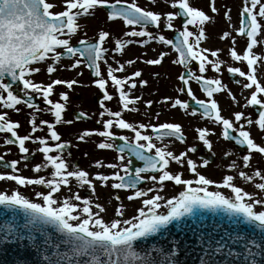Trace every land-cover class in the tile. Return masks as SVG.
<instances>
[{"label":"snow or ice","instance_id":"snow-or-ice-1","mask_svg":"<svg viewBox=\"0 0 264 264\" xmlns=\"http://www.w3.org/2000/svg\"><path fill=\"white\" fill-rule=\"evenodd\" d=\"M151 2L155 3L156 0ZM167 2L173 11L161 13L140 7L136 0H0V133L10 134L3 140V144L14 145L20 154L19 160L11 161H6L4 156L0 155V167L5 170L0 172V181L14 182L16 186H10L7 192L0 191V206L4 209L0 211V217H4L0 222V264H28V247L50 252L51 255L43 257L46 264H177L171 254L163 255L161 260L152 255V251L163 254L161 249L149 251L137 242L169 232V225L173 222L183 231L182 218L202 219L199 215L202 211L226 214L229 222L236 228L243 224L248 226L251 232L232 235L225 231L219 239L213 234L199 238L202 243L207 244L204 249L206 257L201 258V264H258L257 257H264V170L257 168L249 175L241 170L234 159L228 165L232 174L224 175L222 180L217 182L201 174L197 163L189 157V153L197 152L196 144L187 146L179 154L168 150L167 145L157 146L153 142L154 139L163 142L165 138H174L175 141L186 144V137L179 123L134 124L123 118V112L137 111L135 104L140 97H132L130 93L137 84L143 87L147 81L137 79L142 76L140 69L123 76L115 73H125L126 66H131L136 61L129 59L121 63L113 57L116 67L108 64L105 76L99 62L107 63L106 53L109 49L103 45L110 36L109 32L99 31L95 42L80 39L77 45L71 43L80 28L78 20L94 15L98 8H104L107 10L108 21L119 19L123 22L126 29L124 37L140 38H117L112 49L115 53H122L126 45L132 43L143 47L154 41L171 46L178 54L173 63L182 65L185 69L177 77L181 82L177 91L186 93L196 105L189 114L195 116L199 112L202 119L206 118L220 128L218 139L234 141L235 145L240 146L243 154L239 155V159L243 168L249 169L253 154L264 158V143H257L250 129V126L255 125L264 133V84L257 75L260 66L258 62L264 61V56H258L253 51L258 44H264V39L259 38L264 34V24L261 23V20H264V0H243L239 27L235 31L237 35L247 38L246 48L242 55L238 54L234 47L229 52L232 61L246 63L247 71L236 66L227 67V72L232 77L243 78L235 80L241 84L242 94L244 90L249 93L240 107L258 106L256 118H250V114L246 115L244 111H236L230 117H225L221 114L217 100L213 98L215 93L227 92L233 102L238 103L219 76H205L209 67L214 73H219L224 63L218 58L219 50L210 51L200 47V42L205 39L204 25L210 20L209 15L194 7L190 0ZM209 6L213 13L217 12L215 0H210ZM56 7H61L62 10L53 11ZM224 16L230 19L228 11ZM178 18H182L181 29H176L174 23ZM189 26H194L197 31L189 30ZM162 28L175 31V39L166 38L161 32ZM230 35L225 31L220 39ZM232 40L234 45L235 37H232ZM209 54L216 59L210 60ZM165 55L166 53L161 51L155 58L145 59L143 63L159 65ZM73 57L76 59L66 67L72 70L83 64L89 68L91 74L96 77L93 84L103 93L99 102V116L102 119L97 120L102 129L83 130L76 139L83 142L97 136L102 138L96 143L98 149L116 151V160L120 163L96 160L91 165L96 169H113L111 174L99 171L92 174L76 165L70 166L63 155L65 150L71 147V142L62 139L61 134L56 131V125L72 123L71 120L63 119L69 95L67 91H61L57 100L54 101L51 97L56 86L72 90L79 81L51 79V76L58 67H63L60 64L63 58ZM49 60L51 63H48ZM192 62L198 64L199 75H195L191 70ZM41 63L46 64V72L50 78V82L46 84L32 79L34 74L41 71L35 65ZM190 80L199 84L207 97L206 100L196 97L189 86ZM109 82L119 97V110L113 111L105 106V101L114 98L107 91ZM34 97L42 98L46 106L44 110L51 115L53 122L43 119L39 123L36 122L35 113L41 109L34 102ZM163 102L186 113L190 107L187 100L179 98L164 97ZM152 103L151 100L145 102L146 106ZM18 105L33 110L32 118L28 120L31 130L25 135L18 134L19 122L12 121L7 111L19 112L21 109ZM130 105L133 107H129ZM159 115L156 113L155 117L158 118ZM105 116L108 118L103 119ZM76 118L88 119V116L81 111ZM44 127L47 129L46 135H33L37 131H43ZM114 129L126 130L130 135L119 134ZM146 129H151V132L147 133ZM195 132V140L211 151L213 145L209 136L214 134L212 129L197 127ZM117 140L122 143H115ZM29 141L37 144L36 151L42 154L41 162L32 166L31 170L36 174L34 177L23 176L18 167L23 161L24 167L27 168L34 154L26 146ZM230 155L233 153L224 152L225 157ZM130 157L141 161L143 166L133 168V160ZM172 162L181 168L186 166V170L192 173L195 179L183 178L180 171H169ZM208 163L205 159L199 167H206ZM44 170H49L47 175H40ZM237 175L247 182L258 178L259 182L254 184V188L259 192L249 193L237 186L234 183ZM109 181L112 189H131L127 196L129 201L142 198L141 207L131 219L124 218V206L121 202L115 208L114 215L118 218L106 222L101 215L106 212V208L99 203H93L89 197H81L75 191V188L86 187L94 195L96 183L107 187ZM143 181H150L152 185L161 187L164 182L170 181L183 186V190L168 199L159 194L149 196V192H158L159 189L138 188ZM210 185H214L217 190L209 191ZM25 186H42L46 191L34 193L42 203L29 199L19 191L20 187ZM63 189L68 190V195L61 197ZM219 189H229L230 194L225 195ZM115 199L121 200L119 195H116ZM5 212H10L11 215L5 216ZM49 229L54 231L50 233ZM35 233H39V236L34 235ZM25 240L28 247L21 252L19 245ZM13 243L17 245V251L9 258L7 253ZM233 245H238L240 251H233ZM178 247L179 244H176L171 253ZM217 256L220 257L219 262ZM241 256L243 261L238 259ZM259 264H264V260L259 261Z\"/></svg>","mask_w":264,"mask_h":264},{"label":"rangeland","instance_id":"rangeland-1","mask_svg":"<svg viewBox=\"0 0 264 264\" xmlns=\"http://www.w3.org/2000/svg\"><path fill=\"white\" fill-rule=\"evenodd\" d=\"M136 2L140 7H145L149 10H153L156 12L165 13V12L173 11V9L169 6L167 0H156L155 3H152L151 0H136ZM190 3L194 7L203 10L210 17V20L204 25L205 39L200 42V47L209 49L210 51L219 50L218 58L224 63L221 65V71L215 74H221V72L224 73V77L223 75L222 77L220 76L222 83H224L227 89L233 93L238 103H234L232 98L227 95V92L218 93V96L215 100H217L218 105L225 117L228 116L227 113L228 111H232V112L242 111L244 108H241L240 105H243L245 103L244 97H246L249 94L248 90H244L242 94L241 85L237 89H233L227 86L229 84L225 82L226 81L225 71L227 72V67L230 65L240 67L243 71H247V66L245 62L232 61L229 54L230 49H232L233 47L238 52V54L241 55L244 49L246 48L247 38L246 37L243 38L237 35L235 31V29L239 27V21H240L239 13L243 6V0H215V7L217 8V12L215 13L211 11V8L209 6L210 0H190ZM54 9L58 11L62 10L61 7H56ZM226 11L229 12L230 19L225 18L224 13ZM105 16L106 15L102 11V9L98 8V10L96 9L94 15L80 18L78 20V23L80 25L78 34L72 38L71 43L76 44L80 39L95 41L96 39H98L99 31L103 30L109 32L110 36L107 38L106 42L103 45V47L109 49L108 53H106L107 63H104V61L99 62L101 64L105 76H106L108 64H111L113 67H116L113 57H115V59L119 60L121 63L129 59H132L135 60L136 63L131 66H126L127 71L125 73H115V74L118 76H123L130 74L135 69H140L142 71V76L137 79L138 80L144 79L147 81V84L143 87L137 84V87L130 93L132 97L138 96L140 97V99L137 100L135 104L137 111L128 112V114L124 116V119L134 124H138V123L158 124L164 122L163 114L167 112L166 107L169 105L163 102V98L170 97L172 99H175L177 93L176 95H174L173 91L176 90V87L179 85L177 79H175L172 74L168 75L165 72L166 65H170L173 63L172 54H171L172 51L170 50V47L157 44L154 41L143 47H141L136 43H132L131 45H126L122 53L117 54L114 51H112V49L114 48V41L117 38L133 39V40L140 38L124 37L123 33L126 30L124 25L122 24L123 25L122 27L120 23L110 22L107 20ZM174 23L176 29L182 28L179 25L178 20H176ZM261 23L264 24V20H261ZM189 30H192L194 32L197 31L194 26H189ZM225 31L229 32L231 35L222 40L220 39V37ZM232 37H235L234 45H233ZM259 38L264 39V34H262L261 37ZM161 51H164L166 53L165 57L163 58L164 63L161 62V64L159 65H146L143 63V60L149 58H155ZM253 51L258 56H264V44H258L257 46L254 47ZM209 59L211 60L216 58L211 57L209 54ZM73 61L61 60L60 64L63 67H58L57 71L53 73L51 76V79H56V78L64 79V80L75 79L79 81V84L74 85L72 90H68L64 86H56L55 88L54 94L51 97V99H53L54 101L58 99L59 92L61 91L68 92L69 100L66 105V110L63 113V119L72 121L71 124L56 125V131L61 134L63 140L71 142L72 148L76 147V148H80L81 150V153L78 156L74 155L73 157L68 158L64 155L69 165L70 166L74 165L73 163L75 162V160H77V163L79 164V168L87 170L90 173L94 174L97 171L102 172V170L104 169V168L96 169L95 167H92L91 165L94 163V161L101 160L104 163H112V162L108 160V156L103 150L98 149L96 147V143L101 141L100 137L93 136L91 138L86 139L83 142L78 141L76 139V136L79 133H81L83 130L95 129V128L93 127L92 124L86 125L83 123H76L75 121H73L70 116V111L71 110H78L80 112L83 111L89 117H91L94 122H97V120L102 119L99 116V114L96 112V110H94L93 108L89 112L84 111L82 109L83 104L81 103L82 101L87 103L88 100H91L94 95H97L100 92V90L93 84V82H91L88 79L87 70L83 64H81L78 68L72 70H69L66 67L67 65H70ZM49 63H51L50 60ZM258 64L260 66L257 69V75L260 79V82L264 84V61H260L258 62ZM35 66L39 67L41 71L39 73L34 74L32 76V79H34V81L36 82H43L45 84L49 83L50 78L46 72V64H41V65L37 64ZM209 69H210L209 71L212 72L210 67ZM125 90L127 91V88H125ZM107 91L111 95H113L114 98L111 101H105V104H107L106 107L113 111L119 110V104H118L119 97L115 93V90L111 85V82H109L107 86ZM75 97H80L82 101L81 102L74 101ZM149 100L153 101V103L150 106H146L145 102ZM38 101L41 102L43 106L39 107L41 111L35 113L36 122L39 123V121L42 119L47 120L49 122H53V118L51 117V115L44 110L46 106L44 105L42 98H39ZM109 102L111 103V107L112 104L115 102L116 103L115 107L110 108L108 106ZM17 107H19L21 110L19 112L14 111L8 113L9 118L14 122H19L20 126L17 129L19 135L28 134L31 130V126L29 125L28 120L32 118L33 110L28 109L24 105H18ZM129 107H133V106L130 105ZM156 113L160 114L158 118L155 117ZM103 119H105V117H103ZM196 128L197 127L194 126L192 130L195 132ZM253 128L254 130L253 132H251V134L254 137L255 141L257 143H264V139H262L263 133H260L259 129L256 126L255 127L250 126L251 131ZM99 129H102L101 124ZM150 130L151 129H146L145 131H150ZM46 131L47 129L46 127H44L43 131H37L36 133H33V135L34 136L46 135ZM4 139H5L4 135H0V155H3L5 160L8 161H11L13 159L19 160L20 154L18 153L17 148L12 145H4L3 144ZM49 142L51 143V141ZM163 145L168 146L169 144H163L160 142L158 144V146H163ZM26 146L29 147V149L34 153L33 155L36 157V160L33 161L32 163L29 162L27 168L24 167V162L21 161L18 167L20 168V174L23 175L24 173L25 175L27 173L30 175V177H33L32 175L34 174L31 170L32 166L41 162L42 154L36 151L38 147L37 144H33L32 142L29 141L26 142ZM85 153H87V155L92 157L91 158L86 157ZM169 168H171V164ZM257 168L264 170V158H262L259 154H253V159L251 161V168L245 169V172L251 175L252 172L255 171ZM256 182H259L258 178L252 182H247L241 179V181H239L237 184L238 186L242 187L245 191L249 193H258L259 190H256L254 188V184ZM10 186L16 187L14 185V182L0 181V191L7 192ZM19 191L29 199H32L35 202H40L39 198L35 197L34 193L35 191H46V190L42 186H25V187H20ZM100 194L105 196V194L102 191H100ZM91 200L93 202L104 205L103 203L104 200L98 197V195L97 197H94V199ZM257 210H259V207H257Z\"/></svg>","mask_w":264,"mask_h":264},{"label":"flooded vegetation","instance_id":"flooded-vegetation-1","mask_svg":"<svg viewBox=\"0 0 264 264\" xmlns=\"http://www.w3.org/2000/svg\"><path fill=\"white\" fill-rule=\"evenodd\" d=\"M54 2H55V0H54ZM53 11H58V10L54 9ZM150 30L155 31V29H150ZM171 31H173V30H165L163 28L161 29L162 34H164L166 36V38H170ZM169 47H170V50L172 51L171 52L172 60L174 61L175 59H177V54L174 50H172L171 46H169ZM48 63H49V61H48ZM162 63H164L163 60H162ZM209 70L205 73V76L208 78H212L214 76H219V77L221 76L222 77V75L224 77V73H222V72H221V74H215L213 71L211 72ZM183 71H185L183 66L179 65V64H175V63H172L170 65H166V67H165V72L168 75L172 74L175 79H177L179 74ZM192 71L195 75H199L198 65H197L196 69H193ZM208 75H210V76H208ZM225 80H226L225 82H227L229 84L227 86H229L233 89H237L241 85L239 83H233V82H230L229 80H227L226 79V71H225ZM238 80H242V78L239 77ZM177 81H178V83H180V81L178 79H177ZM179 86H180V84L176 87V90L173 91L174 95H176V93H177V96L175 97V99L179 98L181 100H187V101L190 100V98L186 95V93L184 94L183 92L177 91ZM189 86L192 88L194 94L196 95V97L198 99H205V100L207 99V97L204 96L203 92L201 91V89H200V87L196 81L190 80ZM217 96H218V93H215L213 95V98L216 99ZM81 101H82V99H80V97H78L77 102H81ZM81 103L83 104L82 109L86 112L91 111L92 108L94 110H96V112L98 114H99V111H101L99 106L94 105L93 97L91 100H88L87 103H85L84 101H82ZM137 103H139V102H137ZM115 104L116 103L114 102L112 104V107H111V103L109 102L108 106L110 108H114ZM106 105L107 104H105V106ZM166 110H167V112L163 114L164 122H175V123L181 124L182 130H183L185 137H186V144H181L180 142L175 141L174 138H165L163 140V142L157 141L154 139L153 142L156 143L157 146H158L159 142L163 143V144H169L167 146V149L170 151H173L175 154H179V152L184 151L187 146H191L193 144H196L197 145V152L189 153L188 155L190 158H192L197 163L198 171L213 181L220 182L224 175L232 174V170H229L228 165L234 159L237 161V164L240 166L241 170L245 171V169L243 168L242 162L239 159L240 154H239L238 150L229 141H225L222 138L218 139V136L220 133V128L218 126L212 124L206 118L202 119L200 117V114H196L195 116L189 114L191 112L190 109L188 110V113H186L184 110H181L178 107L174 109V108H171L170 106H167ZM7 111H8V113L14 112L13 110H7ZM242 111H244L246 115L250 114V118H255L254 115L252 114L251 107L244 108ZM128 112H130V111H125V113H123V118L125 115L128 114ZM227 113H228L227 117H230L233 112L228 111ZM221 114L223 115L222 110H221ZM107 118L108 117L105 116V119H107ZM194 126L195 127L205 126V127L212 129L214 134H211L209 136V139L211 140L212 145H213L211 151L205 149L202 146V144H200L199 141L195 140L196 133L192 130V128H194ZM252 126L255 127V125H252ZM93 127H95L94 124H93ZM99 128H100V124H97V128L95 127V129H99ZM253 130H254V128L252 129L251 132H253ZM114 131L118 132L119 134H129L126 132V130L121 131V130L114 129ZM146 132L150 133L151 130L146 131ZM2 134L4 135V137H6L8 135L5 133H2ZM263 136H264V133H263ZM100 139H102V138H100ZM103 151L108 156L109 161H111L112 163H120L119 161L116 160V156H117L116 151L111 150V149H105ZM226 151L233 153V155L225 157L224 152H226ZM69 153H70V155H69ZM80 153H81L80 148L70 147L69 149L66 150L65 154H63V155H65L66 157L69 158V157H73L74 155L78 156V155H80ZM85 156L90 157V158L92 157L89 155H85ZM205 159H207L209 161L208 165L206 167H199L200 163ZM35 160H36V157H35ZM73 164L79 167L77 160H75V162ZM171 168L168 169L171 172H177V171L182 172L183 178H185V179H193V180L195 179L194 175L186 170V166L184 168H181L175 162H172ZM48 171L49 170H44L40 174L47 175ZM112 171H114V170L109 169V168H104L102 170V172L105 174H111ZM33 174L34 175H32V176L34 177L36 174L35 173H33ZM23 176L30 177V175L27 173L25 175L23 173ZM239 181H241V178H239V176L237 175L236 178L234 179V183L238 186L237 183ZM192 186H195V185H192ZM149 187H153L154 190L157 188L159 189L158 192H155V191L149 192V196H151L153 194H159V195L165 197L166 199L172 198L173 196H177L179 194V192L183 190V186L176 185L170 181L164 182L162 187L159 185H152L150 181H145V184L141 188L147 189ZM208 190L209 191H216L217 189L215 188L214 185H210L208 187ZM219 190L225 195L230 194L229 189H219ZM75 191H77L81 197H89L90 199H94V197H97V195H98V197H100L102 200H104L103 206L106 208V212L102 213L101 215L103 216V218L106 222L110 221L113 218H116L114 215L115 214V208L121 202L123 203V206H124L123 207L124 218H127V219H131L133 216H135L137 214V209L139 207H141V199L142 198L129 201L127 199V196L131 193L132 190L129 189L127 191H125V190L121 191V190L112 189L111 188V181L108 182L107 187H101L99 185V183H96V190H95L94 195L86 187L85 188H75ZM100 191H102L105 194V196L100 194ZM67 195H68L67 189H63L62 192L60 193L61 197H64ZM100 195H102V196H100ZM116 195L120 196V198H121L120 201H117L115 199ZM40 202L42 203V201H40ZM93 203H96V202H93ZM161 211H164V209H161Z\"/></svg>","mask_w":264,"mask_h":264},{"label":"water","instance_id":"water-1","mask_svg":"<svg viewBox=\"0 0 264 264\" xmlns=\"http://www.w3.org/2000/svg\"><path fill=\"white\" fill-rule=\"evenodd\" d=\"M104 9V8H103ZM106 10V9H104ZM107 12V10H106ZM181 23H182V18ZM171 39H175V34L172 36ZM70 59V58H66ZM89 71V78L91 80L96 79L91 74L90 69ZM231 77V75H230ZM103 98V93H99L96 95L94 102L98 104L100 100ZM36 97H34V102L37 103ZM38 105V103H37ZM190 108L196 107L195 102H189ZM254 112L258 114V106L254 108ZM79 112L72 111L71 115L75 120H82V121H89L90 119H77V114ZM199 113V112H198ZM122 143L121 141L117 140V144ZM234 143V141H232ZM235 144V143H234ZM237 146V145H236ZM240 147V146H238ZM133 160V165L136 164L137 161L134 157H130ZM142 163V162H141ZM143 165V163H142ZM2 168V167H0ZM0 211H4L3 207L0 206ZM10 212H5V216H10ZM202 219L194 220L192 217L182 218L183 228L184 230L181 231L176 227V222L169 225V232L164 233L163 235L157 234L154 237H149L147 240H142L137 242L138 244L142 245L145 249L152 251L154 249H161L162 253H157L152 251V255L154 257H159L161 260L163 259V255L171 254L174 259L176 260L177 264H201V258L206 257V252L204 249L207 247L206 242L202 243L199 238L204 237L208 234L216 235V238L219 239L220 236L224 234L225 231L231 233L232 235H243L245 233L251 232V229L241 224L239 228H236L235 225H232L229 222V218L226 214L217 213L213 214L211 212L202 211L199 213ZM4 217H0V222H2ZM22 222V220L20 221ZM54 230L49 229V232L52 233ZM34 235L39 236V233H35ZM59 235V234H55ZM176 244H179V247L176 248L174 253H171V249L176 247ZM28 247V242L25 240L20 243L19 249L21 252ZM139 251L140 249L137 248ZM17 251V245L11 244L8 250L7 255L9 258L12 257V254ZM233 251H240L238 245H233ZM45 255H51L50 252L43 251V249L31 248L28 247V264H46L43 257ZM217 261L219 262L220 257H216ZM240 261H243V257L238 258ZM258 264L259 261L264 260V257H257Z\"/></svg>","mask_w":264,"mask_h":264}]
</instances>
